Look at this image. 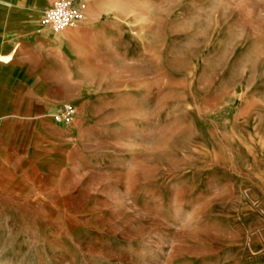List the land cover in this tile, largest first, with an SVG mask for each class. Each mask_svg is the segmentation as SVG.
Here are the masks:
<instances>
[{
	"label": "rangeland",
	"instance_id": "rangeland-1",
	"mask_svg": "<svg viewBox=\"0 0 264 264\" xmlns=\"http://www.w3.org/2000/svg\"><path fill=\"white\" fill-rule=\"evenodd\" d=\"M80 2L85 203L0 264H264V0Z\"/></svg>",
	"mask_w": 264,
	"mask_h": 264
},
{
	"label": "crops",
	"instance_id": "crops-1",
	"mask_svg": "<svg viewBox=\"0 0 264 264\" xmlns=\"http://www.w3.org/2000/svg\"><path fill=\"white\" fill-rule=\"evenodd\" d=\"M54 1L0 0V241L48 227L51 207L85 203L72 160L88 96L75 83L83 80L77 44L104 30L78 22L55 32L42 23ZM69 99L81 101L74 120L56 122Z\"/></svg>",
	"mask_w": 264,
	"mask_h": 264
},
{
	"label": "built area",
	"instance_id": "built-area-1",
	"mask_svg": "<svg viewBox=\"0 0 264 264\" xmlns=\"http://www.w3.org/2000/svg\"><path fill=\"white\" fill-rule=\"evenodd\" d=\"M84 6L75 4L74 0H55L52 6L44 12L42 23L60 32L72 27L83 19ZM75 116V108L69 103L53 115L56 122L70 124Z\"/></svg>",
	"mask_w": 264,
	"mask_h": 264
}]
</instances>
